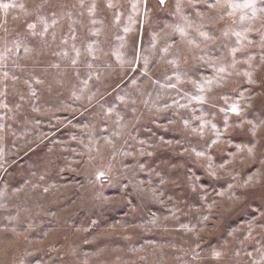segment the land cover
I'll return each instance as SVG.
<instances>
[{
    "label": "clouds",
    "instance_id": "1",
    "mask_svg": "<svg viewBox=\"0 0 264 264\" xmlns=\"http://www.w3.org/2000/svg\"><path fill=\"white\" fill-rule=\"evenodd\" d=\"M0 264H264V0H0Z\"/></svg>",
    "mask_w": 264,
    "mask_h": 264
}]
</instances>
